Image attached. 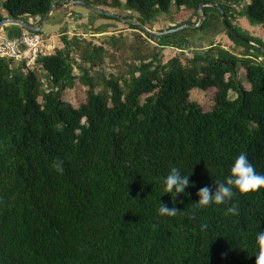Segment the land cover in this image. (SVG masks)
<instances>
[{"label":"trees","instance_id":"trees-1","mask_svg":"<svg viewBox=\"0 0 264 264\" xmlns=\"http://www.w3.org/2000/svg\"><path fill=\"white\" fill-rule=\"evenodd\" d=\"M57 1L3 0V6L10 18L39 22ZM94 1L155 23L172 3L186 15L172 20L178 26L214 8L198 13L199 3L227 4L235 10L225 12L235 32L264 48V0ZM242 19L256 26L251 33L263 30L260 37ZM66 35L34 67L0 58V264H256L264 188L236 191L230 204L239 215L225 214L223 204L194 203L201 187L230 175L241 152L264 174V65L218 44L180 48L162 61L161 49L177 39L146 34L157 40L150 47L138 34L134 40L146 51L123 44L135 50L126 74H93L105 45ZM104 36L116 50L117 37ZM239 62L248 88L237 79ZM75 80L87 87L77 106L62 99ZM210 87L215 94L205 111L190 90ZM171 167L192 185L176 197L164 191ZM160 202L179 212L159 215Z\"/></svg>","mask_w":264,"mask_h":264},{"label":"rangeland","instance_id":"rangeland-1","mask_svg":"<svg viewBox=\"0 0 264 264\" xmlns=\"http://www.w3.org/2000/svg\"><path fill=\"white\" fill-rule=\"evenodd\" d=\"M62 1L67 2L72 0ZM73 1L79 2L67 3L66 5L57 6L53 8L50 15L42 24L40 32H42L46 36H52V38L55 40V47L62 46V42L60 40L61 34H67V37H71L72 35H78L80 38L85 39V42H89L92 45H105L104 48H106V51L100 54V58L96 56L94 57L95 66L91 68V73L93 74L100 72L106 73L107 75L116 73L126 74V71L128 70V63H130L132 61V58L135 56V50H131L130 48L127 49V46L123 47V44L127 45L132 43V45L134 47L136 46L140 51H146L144 47H141L139 43L134 40V36H138V34H140L141 37L146 38L148 46L154 47V45L157 43V40H150L146 36L147 32L145 29L147 28L152 31H162L165 30L167 26L175 27L178 25H175L172 20L179 21L181 19V14L182 16H184V13H182L180 7H177L172 3L169 5L167 11L161 13L160 16L157 17L158 22L155 23L154 21L152 22L150 20L141 19L138 13L132 10L125 9L124 6L113 7L108 4L97 3L94 0ZM228 8L231 11H235L234 8ZM203 13L204 27L202 29L192 28V31H205V35L202 40V44L204 46L209 45L210 43L218 44L224 47L225 49L229 50L230 52L236 53L240 56L250 55L253 59V63H259L264 65V54L260 52V50H264V48L261 49L259 48V46H249L247 44H244L243 42L235 41L234 39H232L226 32V27L223 25L220 14L217 12V10H215V8H206L205 12ZM214 14H217L220 17V24H215V22L210 20L211 18L213 19ZM0 17H9L8 12L3 6V0H0ZM182 18H186V15ZM19 20L31 26H36L39 23L37 22L38 16L22 17ZM131 24H133V26L135 27H138V29L131 28ZM243 24L249 30V33H253L255 36H259V33L263 31L258 30L257 32L252 31L251 33V30L253 28H256V26L252 25L249 27L250 24L245 21H243ZM4 27L0 31V37L4 39L7 38L6 34L8 33L9 29H16V27L20 30L23 29L17 25H11L8 26V28ZM23 30H21V32ZM99 31L103 32L99 33ZM175 34L176 32L167 33L163 34V37L165 36L167 38L172 39ZM102 35H105L104 37H107L108 35L116 36L118 39V48L116 50H112L109 45L105 44ZM261 37L264 41V33L261 34ZM121 39H123L124 41H122ZM173 45L174 46L167 45L161 49L160 55L163 54L161 58L162 61H165L167 58L179 53L178 50L180 48H186V50L184 51L186 53L195 50L204 51L205 49H207H189V47H187L189 44H182V47H179L177 43ZM123 48L125 50V53L121 52ZM256 48H258L259 50H256ZM71 55L76 61L80 60L77 55ZM73 73L75 75H77L78 73L76 66L73 68ZM236 75L237 79L243 84V86L245 88H248L249 84L245 78L244 65L241 62L237 64ZM86 90L87 87L85 85L80 83L78 80H75L71 88H65L63 90L62 99L70 102L74 106H77L85 100ZM214 94L215 88L213 87L204 90L193 88L190 90L189 98L198 102L202 106L203 110L206 111L210 109L213 103ZM229 94L230 96L234 95L233 92H229ZM38 101H41L40 96L38 97Z\"/></svg>","mask_w":264,"mask_h":264},{"label":"clouds","instance_id":"clouds-1","mask_svg":"<svg viewBox=\"0 0 264 264\" xmlns=\"http://www.w3.org/2000/svg\"><path fill=\"white\" fill-rule=\"evenodd\" d=\"M58 171H61L59 164L56 165ZM164 191L168 194H182L189 184L188 175H182L177 167H171L168 174L164 178ZM214 188L211 186H203L197 191L199 197L198 202L194 203L198 207L206 208L210 205H225V214L239 215V208L236 203H231L236 191L248 193L260 188H264V174L258 173L254 165L248 159L245 152H241L235 157L230 168V175L224 180H217ZM230 204V206H228ZM179 211L175 207L160 202L158 208L159 215L174 217ZM206 225H201L205 228ZM256 243L258 251L256 253V264H264V230H260L256 234Z\"/></svg>","mask_w":264,"mask_h":264},{"label":"built area","instance_id":"built-area-1","mask_svg":"<svg viewBox=\"0 0 264 264\" xmlns=\"http://www.w3.org/2000/svg\"><path fill=\"white\" fill-rule=\"evenodd\" d=\"M55 46L52 36L24 29L17 38L0 37V58H13L23 61L26 67H34L37 58L51 53Z\"/></svg>","mask_w":264,"mask_h":264},{"label":"water","instance_id":"water-1","mask_svg":"<svg viewBox=\"0 0 264 264\" xmlns=\"http://www.w3.org/2000/svg\"><path fill=\"white\" fill-rule=\"evenodd\" d=\"M79 1H67V2H64V1H57V2H54L52 3L48 10L46 11V13L43 15V17L41 18V20L39 21V23L36 25V26H31V25H28L27 23L19 20V19H14V18H0V31L3 29L4 26H7V25H17L23 29H26L28 31H31V32H38L40 31L41 29V26L42 24L44 23V21L46 20V18L50 15V13L52 12L53 8L57 7V6H63V5H66L67 3H77ZM82 3V2H80ZM203 6H212L214 7L215 9L218 10L219 14H220V17H221V21L223 23V25L237 38L241 39V40H244L246 41L247 43H249L250 45L252 46H256L254 43L248 41L246 38L240 36L237 32H235V30L231 27V25L228 23L227 21V18H226V13L224 11V8L220 7L219 5L217 4H204V3H199L197 5L198 7V11L200 12L202 7ZM203 15L204 13L201 12V15L197 21V23L195 24H192V25H189V24H183V25H179V26H176V27H173L171 29H165V30H162V31H152V30H149V29H145L147 34L148 35H152V36H158V35H163V34H167V33H171V32H175V31H178V30H181V29H184V28H189V27H194V28H198V26L202 23L203 21ZM261 49H263L262 47H259Z\"/></svg>","mask_w":264,"mask_h":264},{"label":"crops","instance_id":"crops-1","mask_svg":"<svg viewBox=\"0 0 264 264\" xmlns=\"http://www.w3.org/2000/svg\"><path fill=\"white\" fill-rule=\"evenodd\" d=\"M228 7L232 8L231 6H229V5L226 4L225 7H224V11L226 13L232 12ZM8 18H10V16ZM210 20L213 21V22H215V24H220V22H221L220 21V17L217 14H214L213 15V19L211 18ZM242 21H244V20L242 19ZM189 25H192V24H189ZM8 26H11V25H7L5 27L8 28ZM192 28H194V27H189V29L188 28H184V29L178 30L176 32L175 36H174V38L177 39L175 41V43H177L179 45V47H182L181 46L182 44H185V45H188L189 44L187 46V47H189V49H192V48H196V49L197 48L198 49L208 48L212 43L208 42L210 44L209 45H206V46H204L202 44V40L204 38L205 31H203V30L201 32H199V31H192ZM102 32L103 31H99V33H102ZM18 34H19V29L16 27V29H9L8 33L6 34L7 35L6 37L9 38V36H17ZM185 45H183V46H185Z\"/></svg>","mask_w":264,"mask_h":264}]
</instances>
